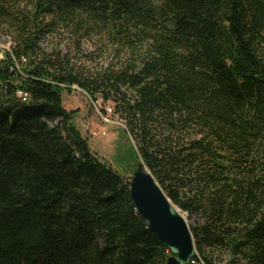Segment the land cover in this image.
Wrapping results in <instances>:
<instances>
[{"label":"trees","instance_id":"trees-1","mask_svg":"<svg viewBox=\"0 0 264 264\" xmlns=\"http://www.w3.org/2000/svg\"><path fill=\"white\" fill-rule=\"evenodd\" d=\"M65 32L106 37L96 66L42 48ZM2 36L0 264H167L132 176L63 106L72 85L114 103L138 162L204 218L196 261L264 264V0H0Z\"/></svg>","mask_w":264,"mask_h":264},{"label":"rangeland","instance_id":"rangeland-1","mask_svg":"<svg viewBox=\"0 0 264 264\" xmlns=\"http://www.w3.org/2000/svg\"><path fill=\"white\" fill-rule=\"evenodd\" d=\"M80 42V47H78L74 37L65 32L47 35L43 38L41 46L47 51L58 49L62 54H69V57L76 64L82 63L89 67L96 66L95 60H89V57L86 55L95 54V51L98 53V48L104 43L106 45V37L104 35H91L83 38ZM0 45L7 51L10 50L12 41L9 37L2 36L0 38ZM110 48L109 46L105 48L106 51L103 58L99 60V63L103 62L104 66L114 62L113 53H111ZM70 87L71 90L63 89V106L67 110H77L78 113L74 121L81 129L83 135L89 136L88 140L91 149L111 164L121 175L131 177L139 162L136 147L132 139L124 135V121L118 115H111L112 122H106L99 113V110L104 112V107H114V103L112 101L104 102L102 98L95 100L90 97L85 89L78 85ZM94 130L98 132L105 130L107 134L90 136V131ZM179 210L187 218L191 230L204 221L201 215L190 217L181 208ZM197 263L205 264L203 261H198Z\"/></svg>","mask_w":264,"mask_h":264},{"label":"water","instance_id":"water-1","mask_svg":"<svg viewBox=\"0 0 264 264\" xmlns=\"http://www.w3.org/2000/svg\"><path fill=\"white\" fill-rule=\"evenodd\" d=\"M5 52L0 45V60L4 58ZM130 193L148 229L169 247L171 254L167 264H190L197 249L187 218L143 162L138 163L132 174Z\"/></svg>","mask_w":264,"mask_h":264},{"label":"built area","instance_id":"built-area-1","mask_svg":"<svg viewBox=\"0 0 264 264\" xmlns=\"http://www.w3.org/2000/svg\"><path fill=\"white\" fill-rule=\"evenodd\" d=\"M73 86H76V85H73ZM18 94L19 95H22V96H24V99H25V97L27 96V93H24L23 91H18ZM99 110V109H98ZM103 111L104 112H101V110H99V113L101 114V116H102V118L106 121V122H112V120H111V118H110V116L111 115H116V114H113L112 113V107H104L103 108ZM125 127V126H124ZM107 134V132L105 131V130H102V131H100V132H98V131H96V130H94V131H90V133H89V135L90 136H96V135H106ZM198 261H196L194 258H193V260H192V264H198L197 263Z\"/></svg>","mask_w":264,"mask_h":264},{"label":"bare ground","instance_id":"bare-ground-1","mask_svg":"<svg viewBox=\"0 0 264 264\" xmlns=\"http://www.w3.org/2000/svg\"><path fill=\"white\" fill-rule=\"evenodd\" d=\"M112 113H113V108H112Z\"/></svg>","mask_w":264,"mask_h":264}]
</instances>
